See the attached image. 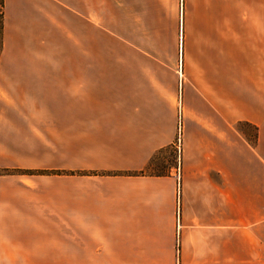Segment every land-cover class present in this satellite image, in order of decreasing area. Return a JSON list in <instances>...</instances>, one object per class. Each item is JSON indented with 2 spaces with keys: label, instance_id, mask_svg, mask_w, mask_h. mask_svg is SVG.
<instances>
[{
  "label": "crops",
  "instance_id": "obj_1",
  "mask_svg": "<svg viewBox=\"0 0 264 264\" xmlns=\"http://www.w3.org/2000/svg\"><path fill=\"white\" fill-rule=\"evenodd\" d=\"M52 19L74 37L100 20L141 59L95 92L91 59L1 58L12 37L41 54ZM0 58L5 93L41 100L0 109V167L28 171L0 175V264H264V0H4ZM177 138V167L132 174Z\"/></svg>",
  "mask_w": 264,
  "mask_h": 264
},
{
  "label": "rangeland",
  "instance_id": "obj_2",
  "mask_svg": "<svg viewBox=\"0 0 264 264\" xmlns=\"http://www.w3.org/2000/svg\"><path fill=\"white\" fill-rule=\"evenodd\" d=\"M193 11H196V5H191ZM180 22V21H179ZM59 21L57 19H52L49 21L48 30L46 32L48 34H41V54H35V56L28 57V53H26L23 48L26 43L25 37H12L9 41V51L8 57L6 55L2 56V59L5 58H15V59H26V58H41V60H70V59H91L94 61V72L95 76L93 82L95 83V92L104 91L107 84H116L118 82L117 76L115 78H107V72L117 71L116 68H110L109 66H116L118 60H135L141 59L139 56L140 53L134 52L133 49H125L123 46V41L119 39L116 35H108L101 26V21L95 20L94 25V34L90 37H74L70 35H62L59 33V30H55L54 28L58 27ZM187 28L189 29L188 41L190 44V52H193L192 44L196 40V28H197V20L196 18H191L186 21ZM43 30H41L42 33ZM140 39V37H138ZM140 40L137 41L139 43ZM18 43V44H17ZM132 43H134L132 41ZM23 44V45H22ZM38 45V37H31V46L37 48ZM87 49V51H86ZM163 59L167 60L172 55L170 53H163ZM0 58V59H1ZM173 59V58H172ZM175 60V57H174ZM173 67L168 68L163 74H161V78L163 80V84L165 88L171 87L172 81L176 79V71H181L182 69V57L181 51H179L177 62H172ZM3 64L0 62V109L7 108H20L26 106H34L41 107V100L31 101L29 104L28 101L22 99H15L14 96L18 94L14 92H10L9 95L5 93V89L10 87L12 91V86L15 83H20L14 81L13 79H8L1 73ZM179 76V75H178ZM180 77V76H179ZM173 78V80H172ZM175 83V82H174ZM116 86V85H115ZM116 88V87H115ZM114 89V87H113ZM3 90V91H2ZM7 95L9 97H7ZM12 97V98H11ZM179 98V78H178V101ZM180 102V101H179ZM177 107H179L177 105ZM178 111V110H177ZM178 112V119H179ZM15 118V117H9ZM179 121V120H178ZM177 121V125H178ZM241 129L246 136V138L254 142L256 139V131L253 127H246L241 125ZM178 138L176 140V145L174 147L168 148L160 152L155 159L153 160L149 170L152 171H165L167 168H171V166L177 167V159H178ZM3 168V167H1ZM13 169V168H11ZM23 170V169H21ZM27 171V170H24ZM86 223H79L80 225H85ZM124 261L119 260H102V259H79L78 264H121ZM127 263L132 261H126Z\"/></svg>",
  "mask_w": 264,
  "mask_h": 264
},
{
  "label": "trees",
  "instance_id": "obj_3",
  "mask_svg": "<svg viewBox=\"0 0 264 264\" xmlns=\"http://www.w3.org/2000/svg\"><path fill=\"white\" fill-rule=\"evenodd\" d=\"M3 35H4V0H0V55H1V52L3 49ZM168 148H171V147H166L164 149L158 150L157 153L151 158V160L149 161V163L145 169L138 171V172H134L132 174H138V175L147 174V175H156V176L164 175L166 173V171H152V170H149V167L151 166L155 157L160 152H162L163 150H166ZM24 172H28V171H24L21 169H11V168H1L0 167V175L12 174V173H24Z\"/></svg>",
  "mask_w": 264,
  "mask_h": 264
}]
</instances>
